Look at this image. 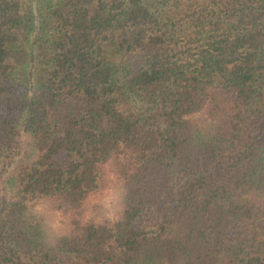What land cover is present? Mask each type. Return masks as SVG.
<instances>
[{
  "label": "trees",
  "instance_id": "trees-1",
  "mask_svg": "<svg viewBox=\"0 0 264 264\" xmlns=\"http://www.w3.org/2000/svg\"><path fill=\"white\" fill-rule=\"evenodd\" d=\"M0 264H264V0H0Z\"/></svg>",
  "mask_w": 264,
  "mask_h": 264
},
{
  "label": "rangeland",
  "instance_id": "rangeland-1",
  "mask_svg": "<svg viewBox=\"0 0 264 264\" xmlns=\"http://www.w3.org/2000/svg\"><path fill=\"white\" fill-rule=\"evenodd\" d=\"M95 200H101L103 203V209L101 210L100 219L116 218L121 214L122 205L119 199V195L114 187L105 190V192L96 197Z\"/></svg>",
  "mask_w": 264,
  "mask_h": 264
}]
</instances>
